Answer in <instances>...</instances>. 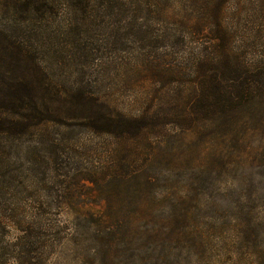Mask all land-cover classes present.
<instances>
[{"label":"rangeland","instance_id":"1","mask_svg":"<svg viewBox=\"0 0 264 264\" xmlns=\"http://www.w3.org/2000/svg\"><path fill=\"white\" fill-rule=\"evenodd\" d=\"M27 1L0 0V264H264V96L188 119L201 56L264 72V0ZM53 86L159 120L95 132Z\"/></svg>","mask_w":264,"mask_h":264},{"label":"trees","instance_id":"2","mask_svg":"<svg viewBox=\"0 0 264 264\" xmlns=\"http://www.w3.org/2000/svg\"><path fill=\"white\" fill-rule=\"evenodd\" d=\"M69 1H71V4L75 3L73 0ZM83 3L82 11L86 15L90 4L87 0H84ZM25 4L27 8L34 5L37 11L42 12L51 8V3L47 5L40 0H28ZM77 4L80 5L81 2ZM36 10L33 11L36 12ZM94 11L96 14L98 12L97 8ZM111 15L109 14L108 16ZM204 57L201 56V62L196 66V83L199 85L201 94H199L200 97L189 104L192 115L188 119H190L193 128H197V123L201 117H227L239 112L247 104L257 99L260 100V97L264 96L263 84H260L264 77L261 67H235L234 69H229L226 75L223 76L213 69L212 73L207 75L202 63L203 60H206ZM215 58L212 59L216 63L218 61ZM42 90L52 91L54 95L53 101L49 103L51 111L58 114L82 115L81 117L87 119L88 122L90 121L87 123L95 132L118 135V133L128 134L130 131H136L138 134L153 126L159 120L152 117L148 112L142 113L137 118H131L123 113H113V109H109V105H103L97 99L85 96L79 89H77V92L71 93L58 89L56 86L42 88ZM37 106L45 107L42 102L37 103Z\"/></svg>","mask_w":264,"mask_h":264}]
</instances>
